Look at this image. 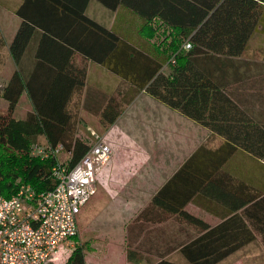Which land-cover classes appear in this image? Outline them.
<instances>
[{
  "label": "trees",
  "instance_id": "obj_1",
  "mask_svg": "<svg viewBox=\"0 0 264 264\" xmlns=\"http://www.w3.org/2000/svg\"><path fill=\"white\" fill-rule=\"evenodd\" d=\"M89 1L50 0L56 9L72 6L68 17L76 20L73 26L77 28L71 34H82L83 40L55 41L57 51L65 49L68 65L42 81L38 76L27 81L20 74L19 60L35 27L46 30L44 21L51 4L25 0L17 11L22 24L9 47L17 70L1 92L7 107L0 112V197L9 199L22 186L35 194L52 191L57 182L51 171L57 161L30 155L37 139L43 137L51 147L61 144L65 163L71 168L95 142L92 136L91 142L77 134L85 125L84 116L97 118L105 131L144 92L224 142L215 152L198 147L153 195L127 228V260L130 264L141 260L173 264L165 257L170 250L180 249L189 264H217L230 253L220 251L221 238L185 207L202 192L204 173L196 161L203 153H221L222 161L236 150L264 158V54L260 60L245 57L250 41L264 37V0H95L117 16L124 10L123 17L135 28L125 39L85 14ZM161 32L167 34L163 41H151ZM41 37L54 41L43 32ZM46 45L40 40L39 52L43 54ZM259 50L264 53V48ZM76 52L120 78L126 88L110 96L87 87L86 66H75L69 60ZM23 92L28 93L33 109L15 118ZM172 216L179 219L181 231L192 226L194 233L162 253H151L147 245L142 249L135 244L136 248L130 242V231L137 229L139 235L147 229V222L153 225ZM70 251L64 264H86L82 245Z\"/></svg>",
  "mask_w": 264,
  "mask_h": 264
},
{
  "label": "crops",
  "instance_id": "obj_2",
  "mask_svg": "<svg viewBox=\"0 0 264 264\" xmlns=\"http://www.w3.org/2000/svg\"><path fill=\"white\" fill-rule=\"evenodd\" d=\"M47 1L50 3V0ZM24 2L25 0H0V75L5 76L3 80L0 77L1 89L6 86L9 76L17 70L9 47L22 24L17 11ZM50 4L44 21L46 30L35 27L19 60L20 74L27 81L37 76L42 81L48 75L67 67L65 49L57 51L56 42L63 43V39L70 37L83 40L82 34H71L72 29L77 28L76 25L73 26L76 20L68 17V8L71 9L72 6L66 4L64 9H56L52 6L53 3ZM74 7L76 10V5ZM120 13L117 16L95 0H90L85 10V14L96 23L122 34L121 37L125 39L135 32V28L129 19L123 17L124 10H120ZM78 28L81 29V25ZM42 32L54 41L42 38ZM256 38L264 40V37ZM40 40L48 42L43 47V54L39 52ZM69 60L75 66H86L87 87H95L115 96L127 86L110 71L85 60L78 52ZM19 106L28 109L26 114L32 111L33 104L27 92L21 95L16 108ZM165 107L167 106L141 92L112 126L105 131L100 127V140L110 146L112 154L96 175V193L99 191L100 196L94 199L95 193L91 199L98 206L102 200L99 223L104 226L91 230L90 241L93 242L92 251H98L102 255L108 253L106 260L110 264H130L126 256L129 240L127 228L178 168L198 147L204 146L208 151L215 152L223 145L221 137L189 123L190 119L187 121L182 117L175 118L182 121L183 128L174 130L170 127V123L174 121L170 114L174 113ZM134 108L137 110L134 111ZM87 117L85 115L84 119ZM169 131L173 132L170 135L173 140L174 136L178 137L172 148L163 141L169 138V135H164ZM128 139L133 141L134 147H127L128 143L131 145ZM139 139L142 140L141 143L138 142ZM220 154L218 155L221 156ZM218 155L206 152L198 157L196 162L204 173L203 188L186 205L185 210L206 223L215 236L221 238V252L230 253L217 264H264V158H255L242 150H236L223 161ZM151 225L150 221L147 222V229L142 233L139 231V235L137 229L130 231V242L134 243V247L139 244L143 249V245H147L151 253H162L174 247L185 235L190 236L195 231L192 226L181 231L179 219L174 216ZM99 236L103 238L99 239ZM77 239L79 241V231ZM108 241H118V246L110 248L105 244ZM139 250L141 254H145L140 248ZM165 259L173 264H189L180 249L170 250ZM139 264L146 263L141 260Z\"/></svg>",
  "mask_w": 264,
  "mask_h": 264
},
{
  "label": "built area",
  "instance_id": "obj_3",
  "mask_svg": "<svg viewBox=\"0 0 264 264\" xmlns=\"http://www.w3.org/2000/svg\"><path fill=\"white\" fill-rule=\"evenodd\" d=\"M91 135L94 144L75 166L57 163L52 168L57 182L52 191L35 194L22 186L9 199L0 197V264L50 263L58 247L78 235L77 216L96 193V175L112 154L98 134ZM62 153L61 144L30 149L33 157L56 161Z\"/></svg>",
  "mask_w": 264,
  "mask_h": 264
},
{
  "label": "rangeland",
  "instance_id": "obj_4",
  "mask_svg": "<svg viewBox=\"0 0 264 264\" xmlns=\"http://www.w3.org/2000/svg\"><path fill=\"white\" fill-rule=\"evenodd\" d=\"M160 35V36H159ZM158 35V37H155L154 39H152L151 41H163L165 36L167 35L165 32H161ZM261 48H264V40L258 39V38H253L247 48V52L245 53V57L246 58H250V59H254V60H260L261 55L264 54L262 53ZM166 72H168V68L165 70ZM1 79L5 76L3 75V77L0 75ZM3 80V79H2ZM2 82L0 81V91H2ZM1 93V92H0ZM164 107V106H163ZM167 110L171 111L174 114H170L172 117H174V121H172L170 123V127H173L174 130L177 129H182L183 128V123L181 120H177L175 118L177 117H182L184 120L188 121V118H184V116L180 115L178 112L168 108ZM6 110V102L0 97V112H4ZM28 109L23 108V107H17L16 108V112H14V117L15 118H23L25 117V114L27 112ZM137 110L136 108H134V111ZM137 118H139V116L137 115ZM85 125H82V127H79V131L77 132V134L85 141V139H87L86 141H91L89 140V137L92 136L91 132L101 135L102 131L100 130V125L98 123V120L94 117H87L85 118ZM186 123V122H184ZM189 123H192L193 125H195L196 127L201 128L200 126H198V124H196L195 122L193 123L192 121L189 120ZM189 123L187 125H189ZM148 124V123H147ZM140 126V125H139ZM171 133H173L172 131L169 132H165L164 135H169V138L167 140H163L166 146L168 147H174V142L175 140L178 139V137H173L174 140L172 139V137L170 136ZM133 134V133H130ZM133 135H136L135 133ZM93 137V136H92ZM94 138V137H93ZM131 141V145H127V147H134V143L132 140L128 139V142ZM92 142V141H91ZM138 142H142L141 139L138 140ZM33 145H38L41 147L46 146L45 140L43 138H38L37 139V143L33 144ZM164 146V145H163ZM164 146L165 148H168ZM67 160L66 154L62 153L58 159H57V163L59 164H65V161ZM100 196V192L98 191L95 195H94V199ZM93 198L87 202V205L85 207H83L79 213V215L77 216V228L79 231V241H73L70 243L69 246H65L63 244H61L58 247L57 250V255L55 254V256L53 257V260L50 263L47 264H64L66 258L68 257L69 253L71 252L70 250L73 247H76L78 245H82L83 247V251H84V255H85V263L86 264H110L109 261L106 260V257L108 255V253H104L103 255L101 253H99L98 251H92V243L90 241V236H91V230L92 229H99L102 228L104 225L99 223V220L101 218V214H100V210L102 208V200L101 203L98 205L93 204ZM108 228V227H107ZM103 237L99 236V239H102ZM87 241V244H86ZM106 246H110V248H114L116 246H118V241H108L105 242ZM95 247V246H94ZM114 264V263H113Z\"/></svg>",
  "mask_w": 264,
  "mask_h": 264
}]
</instances>
